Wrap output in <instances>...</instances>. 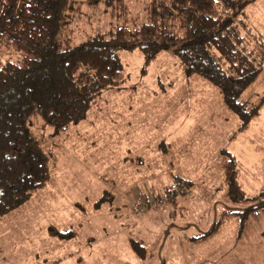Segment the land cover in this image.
Here are the masks:
<instances>
[{
	"label": "rangeland",
	"instance_id": "1",
	"mask_svg": "<svg viewBox=\"0 0 264 264\" xmlns=\"http://www.w3.org/2000/svg\"><path fill=\"white\" fill-rule=\"evenodd\" d=\"M73 1L74 45L117 21L106 0ZM125 4L126 27L146 20L148 0ZM255 8L264 18V0ZM16 58L0 47L1 61ZM123 64L124 82L104 91L84 121L61 136L45 132L51 181L0 220V264H264V209L244 228L236 218L200 238L239 208L225 195L221 151L235 159L248 197L264 192V107L238 133L239 121L217 90L183 76L169 51L145 76L139 51L125 55ZM262 94L264 74L246 96L255 101ZM178 180L190 188L175 202L167 191L179 189ZM147 197L150 210L140 214L137 207ZM51 226L75 238L54 240ZM190 238L196 240L185 241ZM130 240L147 249L144 261Z\"/></svg>",
	"mask_w": 264,
	"mask_h": 264
},
{
	"label": "trees",
	"instance_id": "2",
	"mask_svg": "<svg viewBox=\"0 0 264 264\" xmlns=\"http://www.w3.org/2000/svg\"><path fill=\"white\" fill-rule=\"evenodd\" d=\"M256 1L148 0L146 20L128 28L126 0H106L116 23L74 45L75 1L0 0V47L17 55L15 61L0 60V220L49 185L53 158L45 132L61 136L84 121L104 91L124 82L123 58L134 51L143 58L141 76L169 51L183 76L217 90L239 121L238 133L246 131L264 107V94L255 101L246 96L264 74V18L256 13ZM220 155L225 195L239 208L224 213L200 238L236 218L244 228L252 213L264 209L258 199L264 192L248 197L235 159L226 150ZM177 184L179 189L167 191L175 202L190 188L181 180ZM147 199L138 213L150 210ZM47 233L58 241L75 238L52 226ZM129 245L140 261L146 259L141 243Z\"/></svg>",
	"mask_w": 264,
	"mask_h": 264
},
{
	"label": "crops",
	"instance_id": "3",
	"mask_svg": "<svg viewBox=\"0 0 264 264\" xmlns=\"http://www.w3.org/2000/svg\"><path fill=\"white\" fill-rule=\"evenodd\" d=\"M185 241H189V243H193L194 241H193V238H190V239H185ZM129 243V242H128ZM93 258V257H92ZM189 264H199V263H189Z\"/></svg>",
	"mask_w": 264,
	"mask_h": 264
},
{
	"label": "built area",
	"instance_id": "4",
	"mask_svg": "<svg viewBox=\"0 0 264 264\" xmlns=\"http://www.w3.org/2000/svg\"><path fill=\"white\" fill-rule=\"evenodd\" d=\"M179 194H180V195H183V191H180ZM169 199H172V200H173L172 195H171V197H170ZM172 200H170V201H172Z\"/></svg>",
	"mask_w": 264,
	"mask_h": 264
}]
</instances>
